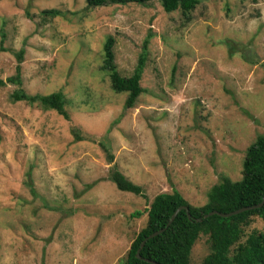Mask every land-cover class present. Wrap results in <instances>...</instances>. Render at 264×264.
Returning <instances> with one entry per match:
<instances>
[{"label": "rangeland", "instance_id": "rangeland-1", "mask_svg": "<svg viewBox=\"0 0 264 264\" xmlns=\"http://www.w3.org/2000/svg\"><path fill=\"white\" fill-rule=\"evenodd\" d=\"M150 35L144 93L125 109L101 70L105 42L130 77ZM19 66L20 89L62 92L70 120L12 101ZM0 81V264H125L156 196L203 206L223 176L242 179L264 134V0H200L189 22L157 1L0 0ZM115 168L142 194L120 191ZM209 254L201 235L191 264Z\"/></svg>", "mask_w": 264, "mask_h": 264}, {"label": "trees", "instance_id": "trees-1", "mask_svg": "<svg viewBox=\"0 0 264 264\" xmlns=\"http://www.w3.org/2000/svg\"><path fill=\"white\" fill-rule=\"evenodd\" d=\"M87 8L94 9L111 5L139 4L147 5L159 2L168 12L181 11L187 22L191 14L200 4V0H86ZM245 1V0H242ZM44 16L59 17L63 13L52 9L42 12ZM6 35L2 33L3 45ZM152 36L145 39L138 64L130 77H123L115 63V38L109 36L104 45V60L102 71L109 73L111 87L117 94L127 93L125 109L134 108L139 97L144 93L141 81L149 58V44ZM24 50L17 54L20 65L23 62ZM9 83L19 87L11 99L13 102L25 101L31 105L39 103L45 110L56 111L65 119L70 120L66 107L68 100L62 92L49 95H28L22 86L21 67L17 75L8 79ZM5 85L0 81V87ZM246 114L251 117L249 113ZM77 136V135H76ZM79 139V136H77ZM110 161L113 160L111 154ZM110 180L122 192L141 195L143 188L130 181L118 169L110 172ZM264 198V134L249 146L243 162L242 179L233 181L223 176L221 182L212 187L208 194V202L203 206L191 205L177 190L172 193H162L155 197L148 210L146 226L140 231L131 245L125 264H150L137 258L142 243L152 234L166 228L165 232L149 239L141 249L144 259L159 264H191V253L201 235L207 236L210 244V254L205 257L204 264H264V232L253 230L246 232L254 217L264 221V206L246 211L238 215L224 218L220 215L205 217L211 212L231 213L239 209L260 204ZM180 207L184 209L167 227L173 214ZM137 213L136 216H140ZM190 215V216H189ZM202 219L201 222L198 220Z\"/></svg>", "mask_w": 264, "mask_h": 264}, {"label": "water", "instance_id": "water-1", "mask_svg": "<svg viewBox=\"0 0 264 264\" xmlns=\"http://www.w3.org/2000/svg\"><path fill=\"white\" fill-rule=\"evenodd\" d=\"M263 206H264V198H263V201H262L260 204H257V205H254V206L245 207V208H242V209H239V210H237V211H234V212H231V213H227V214H226V213H220V212H218V211H214V212H211L210 214L206 215L205 217L207 218V217H209V216H211V215H216V214H217V215H220V216H222V217H224V218H227V217H230V216H234V215L241 214V213L246 212V211L256 210V209L262 208ZM183 209H184V207H180V208H178V209L176 210V212L173 214V216H172L170 222L168 223L167 227H169V226L171 225V223L176 219V217L178 216V214H179ZM189 216H190V215H189ZM198 221L201 222L202 219H199ZM165 230H166V228H164V229H162V230H160V231H158V232L152 234L151 236H149V237H148V238L142 243V245H141V249L145 246L146 242H147L149 239L154 238V237H156L157 235L162 234L163 232H165ZM141 249H140V250L138 251V253H137V258H138V259H140V260H144V261H146V262H148V263H150V264H159V263L154 262V261H151V260H149V259H144V258L140 255Z\"/></svg>", "mask_w": 264, "mask_h": 264}]
</instances>
